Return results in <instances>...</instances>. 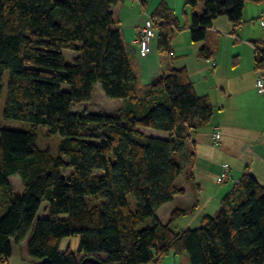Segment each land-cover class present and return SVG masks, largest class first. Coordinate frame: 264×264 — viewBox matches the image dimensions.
<instances>
[{
  "label": "trees",
  "instance_id": "16d2710c",
  "mask_svg": "<svg viewBox=\"0 0 264 264\" xmlns=\"http://www.w3.org/2000/svg\"><path fill=\"white\" fill-rule=\"evenodd\" d=\"M126 1L0 0L2 117L29 125L0 124V264L23 243L35 264H157L169 254L189 264H264V184L247 173L199 226L172 229L191 209L173 210L166 224L158 219L183 195L179 181L192 178V138L213 107L196 95L186 68L166 69L139 92L112 11ZM199 3L188 31L194 44L206 41L217 18L239 26L245 4L264 0H184L189 9ZM149 20L159 51L172 56L176 17L160 3ZM64 51L75 54L70 64ZM199 57L209 60L210 48ZM254 61L264 68V43L254 45ZM96 85L122 106L110 114L73 111ZM44 137L55 147H39ZM73 237L75 253L63 248Z\"/></svg>",
  "mask_w": 264,
  "mask_h": 264
},
{
  "label": "crops",
  "instance_id": "0c3cea01",
  "mask_svg": "<svg viewBox=\"0 0 264 264\" xmlns=\"http://www.w3.org/2000/svg\"><path fill=\"white\" fill-rule=\"evenodd\" d=\"M137 3L143 8L142 4L146 0H129L116 5L112 10L124 43H135L141 29ZM160 3H164L179 19L177 11L181 9L183 15L185 9H189L184 6V0H160ZM128 7L132 11L125 15V19L131 15L133 20L126 33L121 26V11ZM263 11L264 4L247 3L242 12L243 21L259 19V28L254 24L242 25L243 21L239 26H234L225 16L214 20L207 34L211 43L209 60L199 57L202 43L194 45L189 36L183 37L186 46L180 45L177 52H172L169 60L171 65L167 69L186 68L196 95L209 99L213 116L192 138V178L186 180L181 177L183 181L178 179L182 182L179 185L184 190L183 195L174 197L173 202L157 212L162 224L168 223L173 210L191 209L192 212L177 219L173 225H178L181 230L199 226L204 216L216 213L221 199L246 173L258 183L264 184V92L260 93L256 87L258 79L262 80L264 86V68L256 69L254 61V45L264 43V27L261 26L264 21ZM186 26L183 30L188 29ZM151 48L152 41L149 52ZM175 63H180V66ZM215 129L220 131L217 144L212 141ZM224 172L228 174V179L219 183L218 179ZM157 264L189 263L186 256L169 254L159 259Z\"/></svg>",
  "mask_w": 264,
  "mask_h": 264
},
{
  "label": "rangeland",
  "instance_id": "374dc122",
  "mask_svg": "<svg viewBox=\"0 0 264 264\" xmlns=\"http://www.w3.org/2000/svg\"><path fill=\"white\" fill-rule=\"evenodd\" d=\"M160 0H146V3H143L142 6L143 8L140 6V3H137L138 9H139V26L142 28L145 24L146 20L150 19V16L153 14V12L156 10V8L159 5ZM248 7V9H252L250 8V6H246ZM202 10V4L199 3L198 7L195 8L194 10L192 9H185L183 15H181V9H179L177 11V15L180 16V19L178 17H176L177 22H178V29L176 28H172L173 30V35L171 38V43L168 44L169 48L171 47L172 52H177L178 47L181 45V47L186 46L187 44L184 42L183 37L184 36H189L188 31H189V24H190V18L192 16V13L195 15H199L201 13ZM131 8H124L121 11V15L123 16L122 22H121V26L124 30V32L128 33L129 30L127 29L128 26H131V20H133V18L131 19V15L128 16L127 19H125V15L130 13ZM173 15H175L172 12ZM117 17L119 18L118 14ZM186 17H187V23H186ZM254 18V17H253ZM263 19H264V11H263ZM259 19H253L252 20H242L243 23L242 25H252L254 24L255 26H257L258 28L259 23L258 22ZM185 25L186 28H188L187 30H183L185 29ZM180 30V31H179ZM183 30V31H181ZM153 38H152V43H153V49L151 48V51L149 52L148 49V53H147V57L144 58L139 55V48L138 46L134 43L133 44L131 42H127L125 43V47H126V52L128 55V58L130 60L131 63V67H132V72L135 74L138 82H139V92L143 89V87L145 86V84H148L154 80H156L160 74H163V72L167 69V66L170 64L171 61V56H169V54L165 51V52H160L159 48H158V43H159V37H160V33L156 28H153ZM134 40V37L133 39ZM196 45V44H194ZM211 43H210V39L209 37L206 38V41H204L201 45V47H199L200 49H202L203 47H207L210 48ZM64 56L66 57V62L67 63H71V60L75 57V54L73 52H69V51H64L63 52ZM170 60V61H169ZM203 61V60H202ZM176 66H180V63H175ZM171 65V64H170ZM192 66H194L193 63H191ZM159 70V73H157V71ZM210 73V71L208 72ZM3 81L4 84L7 82V75L5 74L3 77ZM216 82V81H214ZM4 97H5V90L3 91L2 94V99L0 102V124H3L6 128L11 129V130H17V131H26L29 129V125L27 123L24 122H18V121H11V120H5L2 117V109H3V103H4ZM122 106V101L120 100H109L107 98H105L101 92L100 86L96 85L94 87V90L92 92V97L90 99L89 102L87 103H82V104H78V105H74L73 107V111H86L88 113H95V114H110L113 113L115 110H117L118 108H120ZM217 118V116L215 117V119ZM42 130L41 127L38 128V134L39 132ZM150 134H156V135H161L160 132H156V131H151V130H147ZM145 132V131H144ZM146 133V132H145ZM39 139V136H38ZM41 144V145H40ZM38 146H49L51 148L55 147V141L46 139L44 137L40 139V142L38 141ZM41 148H45V147H41ZM64 175L66 176L67 173H64ZM9 182L11 183L14 191L16 193H21L22 191V186H21V181L17 176H12L9 179ZM179 183H182L179 181ZM132 207L134 206L133 201L130 199ZM164 211V210H163ZM163 212H161L162 215ZM151 223V220H147L145 222V225H149ZM175 227L179 228L178 225H173L172 229L175 230ZM194 228V227H192ZM177 230V229H176ZM69 243V247L70 250L75 253L77 251V247H78V238H69L64 240L63 242V248H65L66 245H68ZM26 244H21L18 247H15L13 249V257L9 260V262H7V264H35L34 261H32L31 259L28 258L27 256V252H26Z\"/></svg>",
  "mask_w": 264,
  "mask_h": 264
},
{
  "label": "built area",
  "instance_id": "2783aa9c",
  "mask_svg": "<svg viewBox=\"0 0 264 264\" xmlns=\"http://www.w3.org/2000/svg\"><path fill=\"white\" fill-rule=\"evenodd\" d=\"M261 26L264 27V21L261 22ZM153 24L151 20H148L145 22L144 26L139 30L138 32V39L136 40V43L140 46V56L145 57L148 53L149 44L152 39L153 35ZM256 87L260 93L264 92V86L262 84V80L258 79L256 82ZM220 139V131L215 129L214 133L212 135V141L214 144H217V142ZM228 178L227 173H222L218 179L219 183H222Z\"/></svg>",
  "mask_w": 264,
  "mask_h": 264
}]
</instances>
